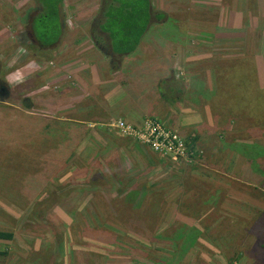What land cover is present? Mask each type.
Returning a JSON list of instances; mask_svg holds the SVG:
<instances>
[{"label":"rangeland","instance_id":"rangeland-1","mask_svg":"<svg viewBox=\"0 0 264 264\" xmlns=\"http://www.w3.org/2000/svg\"><path fill=\"white\" fill-rule=\"evenodd\" d=\"M101 2L63 0L43 50V3L0 0V264H264V0H151L124 59Z\"/></svg>","mask_w":264,"mask_h":264},{"label":"trees","instance_id":"trees-1","mask_svg":"<svg viewBox=\"0 0 264 264\" xmlns=\"http://www.w3.org/2000/svg\"><path fill=\"white\" fill-rule=\"evenodd\" d=\"M34 2L37 5L42 2L43 9L31 16L32 34L37 37L35 40L41 49L50 50L57 46L65 32L60 11L63 0ZM154 19L161 21L164 14L155 12L151 0H102L89 32L96 48L100 51L109 49L110 55L106 54L113 59H124L136 52ZM160 96L165 100L170 98L161 92ZM12 239V231L0 229V241Z\"/></svg>","mask_w":264,"mask_h":264},{"label":"built area","instance_id":"built-area-1","mask_svg":"<svg viewBox=\"0 0 264 264\" xmlns=\"http://www.w3.org/2000/svg\"><path fill=\"white\" fill-rule=\"evenodd\" d=\"M150 128H152V130L150 131V134L146 137H142L140 135L139 138H141L142 140L147 141L149 144H151V146H153V148L157 149L159 145H162L163 143H167L168 147H179L180 143H179V139L177 136L172 135L171 133H169L168 135H166L165 137H156V135L158 134V131L156 128H159L158 126L153 127L152 125L150 126ZM124 132H128V134L130 135H135V133H133L130 129L124 130ZM162 138V139H160ZM183 146V145H182Z\"/></svg>","mask_w":264,"mask_h":264},{"label":"crops","instance_id":"crops-1","mask_svg":"<svg viewBox=\"0 0 264 264\" xmlns=\"http://www.w3.org/2000/svg\"><path fill=\"white\" fill-rule=\"evenodd\" d=\"M139 48V47H138ZM138 50V49H137ZM136 50V51H137ZM164 102H166V103H169V102H171L172 104H176V105H179V99L178 100H174V101H169V100H163ZM176 110H179L178 111V118H177V120H178V122H177V124H179V127L178 128H180V126H187V124H189V117H192V118H194L195 119V117H193V116H188L189 114H186V109L184 108V106L183 105H180V107H179V109H176Z\"/></svg>","mask_w":264,"mask_h":264}]
</instances>
